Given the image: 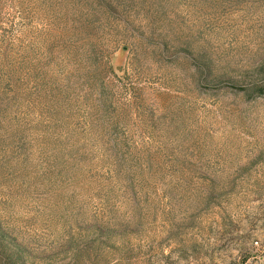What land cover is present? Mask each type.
Returning a JSON list of instances; mask_svg holds the SVG:
<instances>
[{
	"label": "rangeland",
	"instance_id": "rangeland-1",
	"mask_svg": "<svg viewBox=\"0 0 264 264\" xmlns=\"http://www.w3.org/2000/svg\"><path fill=\"white\" fill-rule=\"evenodd\" d=\"M262 65L264 0H0L5 245L264 264Z\"/></svg>",
	"mask_w": 264,
	"mask_h": 264
},
{
	"label": "trees",
	"instance_id": "trees-1",
	"mask_svg": "<svg viewBox=\"0 0 264 264\" xmlns=\"http://www.w3.org/2000/svg\"><path fill=\"white\" fill-rule=\"evenodd\" d=\"M255 73L258 78L264 77V65L257 69ZM241 89L249 95H253L252 93L254 92V96H264V78L261 79L260 84H254L252 88L250 87L249 89H246L242 87ZM5 239V233L0 229V251H2L4 254H7L8 252L6 256L9 264H24L23 249L20 247V245L13 244V247L8 248L4 242Z\"/></svg>",
	"mask_w": 264,
	"mask_h": 264
}]
</instances>
